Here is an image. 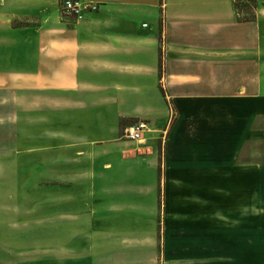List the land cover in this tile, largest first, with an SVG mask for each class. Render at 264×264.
Returning <instances> with one entry per match:
<instances>
[{
    "label": "crops",
    "instance_id": "0c3cea01",
    "mask_svg": "<svg viewBox=\"0 0 264 264\" xmlns=\"http://www.w3.org/2000/svg\"><path fill=\"white\" fill-rule=\"evenodd\" d=\"M4 1L0 126L36 111L47 126L58 110L45 156L90 154L95 178L70 185L81 197H60L36 246L34 139L0 134V168L28 173L0 182V264H264V163L247 150L264 142V0L246 1L247 20L232 0H81L97 9L70 22L57 6L42 41L11 26ZM123 122L148 131L120 139Z\"/></svg>",
    "mask_w": 264,
    "mask_h": 264
},
{
    "label": "rangeland",
    "instance_id": "374dc122",
    "mask_svg": "<svg viewBox=\"0 0 264 264\" xmlns=\"http://www.w3.org/2000/svg\"><path fill=\"white\" fill-rule=\"evenodd\" d=\"M28 1V2H27ZM5 0L4 2V17L10 20L11 26L15 28H19L25 30V32L31 31L32 34H35L34 39L36 41H42L44 39V28L42 22H44V18H49L52 12L55 10L57 6L59 7L60 3L63 0ZM247 0H232L233 7L237 14H239V18H248L251 15V11L249 10V4L246 2ZM250 3V2H249ZM61 14V13H60ZM248 16V17H247ZM62 21L65 20V17L70 16H62ZM71 18V17H70ZM73 18V17H72ZM48 20V19H47ZM74 22L75 19H71ZM42 21V22H41ZM41 25V26H40ZM56 32V31H55ZM58 31L53 33V36L58 38ZM39 47H37V52H39ZM55 58V57H54ZM57 58H55L56 60ZM44 60L42 57L37 58L36 64H38V68L41 69L44 66ZM37 68V69H38ZM58 81V80H56ZM37 82L43 84L44 81H40V77H37ZM55 86V81L52 80L51 87ZM48 86L50 87V81H48ZM55 97V103L59 102V96L53 94ZM39 98H37L38 102ZM39 101H42L40 99ZM54 103V104H55ZM42 104V103H41ZM9 111L7 112V114ZM36 120L28 125L27 116H21L18 124H13L9 117H5L4 119H8L4 121V124L0 126V134L5 135V137L11 138V135H24L29 136L31 139H34L35 149H36V170L32 177L30 171V182L36 183L35 190V199H36V207H35V230H36V246H41L44 243L43 239V231L44 227L47 224V218L57 216L60 210V197L65 194L68 197L78 196L81 197L83 191L74 190L70 186L73 183H91L95 175L91 174V168L93 166V158L90 154H80L76 152L73 153L70 151L64 152L65 157L61 158L59 152H57L56 156H60V158H50L45 156L43 152L44 143V130L52 129L54 132H59L61 129L59 123V111H53L52 118L47 122V126L44 124V120L42 118L43 112L36 111ZM135 125V122L121 123L120 124V133L119 137L122 138L124 134V129L127 127H132ZM264 126V121L261 122V127ZM123 140V139H122ZM59 143V142H58ZM138 144V143H136ZM136 144L130 146V149H134L137 147ZM19 145H23L20 143ZM247 150L250 153L259 154L260 163H264V142L260 141L259 143H255L253 146L247 147ZM80 151V150H79ZM86 151V148L85 150ZM245 154V153H244ZM101 156V155H100ZM99 159V158H98ZM94 160V161H98ZM22 164V160H19ZM21 165L18 169H13L11 167L3 165L0 168V182L12 183V182H23L27 181L28 173L27 170L23 171ZM84 173V175H83ZM118 177V176H117ZM108 179L107 175H100L99 178L96 179L97 183H100L99 187L103 185L101 182H106ZM255 182V180H254ZM237 183L239 184V188L234 191L235 195L238 198L248 199L251 194V190H247L246 183L251 184V180L247 179L246 176H238ZM260 183H261V191L259 193L260 203L264 201V174L260 175ZM61 184H64L61 188ZM255 184V183H254ZM102 188V187H101ZM15 193V192H14ZM86 194V193H85ZM88 198L90 197L87 196ZM160 202L163 204V199H165V185L163 190V182L159 184V196ZM85 199V197H84ZM15 203V202H14ZM18 203V201H17ZM163 207V206H161ZM262 210V207L260 208ZM1 210V209H0ZM30 228L32 227V223H29Z\"/></svg>",
    "mask_w": 264,
    "mask_h": 264
},
{
    "label": "built area",
    "instance_id": "2783aa9c",
    "mask_svg": "<svg viewBox=\"0 0 264 264\" xmlns=\"http://www.w3.org/2000/svg\"><path fill=\"white\" fill-rule=\"evenodd\" d=\"M59 9L62 16H70L73 17L75 21H79L83 18L84 12L95 11L97 5L81 0H63L59 5ZM172 113V109L169 108V116H172ZM147 131L148 127L145 122H136L134 126L124 129L123 137L132 141H140Z\"/></svg>",
    "mask_w": 264,
    "mask_h": 264
},
{
    "label": "trees",
    "instance_id": "16d2710c",
    "mask_svg": "<svg viewBox=\"0 0 264 264\" xmlns=\"http://www.w3.org/2000/svg\"><path fill=\"white\" fill-rule=\"evenodd\" d=\"M250 0H248V2H249ZM245 20H247V18H244Z\"/></svg>",
    "mask_w": 264,
    "mask_h": 264
}]
</instances>
